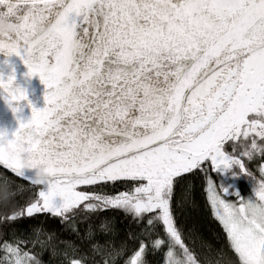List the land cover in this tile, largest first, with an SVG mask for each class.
I'll list each match as a JSON object with an SVG mask.
<instances>
[{
  "label": "snow or ice",
  "instance_id": "1",
  "mask_svg": "<svg viewBox=\"0 0 264 264\" xmlns=\"http://www.w3.org/2000/svg\"><path fill=\"white\" fill-rule=\"evenodd\" d=\"M0 9L17 25L0 33V53L45 86V107L9 145L23 140L29 166L48 174L27 175L0 131V188L16 209L0 211V264H45V252L50 264H264V0H0ZM15 80L14 69L0 73L13 113L27 99ZM233 167L253 195L214 178ZM197 176L224 232L219 247L179 219L198 207ZM37 214L81 243L40 227L18 234Z\"/></svg>",
  "mask_w": 264,
  "mask_h": 264
},
{
  "label": "trees",
  "instance_id": "2",
  "mask_svg": "<svg viewBox=\"0 0 264 264\" xmlns=\"http://www.w3.org/2000/svg\"><path fill=\"white\" fill-rule=\"evenodd\" d=\"M250 167L254 172L257 171V168H255L254 165H250ZM231 170H228L225 173L221 172L220 174L215 175L214 178L217 180L218 183L223 182L227 184V181H229L227 179L228 173ZM191 185V195L196 201L198 207L194 212L191 213L190 218L183 212L178 213L180 222L184 225L186 229L190 228L193 223H195L199 228L200 232H202L206 237L218 238L213 239V243L217 247L226 244L222 226L214 218L210 203L207 199V192L205 191L206 184L204 183L203 178L199 176L191 178ZM29 198V191H24L21 193L20 200L22 203H26ZM0 211L8 210L0 209ZM16 227L18 229V234L23 233L25 235H28L30 234V231L33 227H40L42 231L55 233L60 238V240L72 241L76 244L81 243L74 233H72L70 230H65V228L57 222V220L49 218L45 214H37L35 219L25 220L17 224ZM42 259L44 260L45 264H50L53 258L50 256L49 252H45L42 256Z\"/></svg>",
  "mask_w": 264,
  "mask_h": 264
},
{
  "label": "water",
  "instance_id": "3",
  "mask_svg": "<svg viewBox=\"0 0 264 264\" xmlns=\"http://www.w3.org/2000/svg\"><path fill=\"white\" fill-rule=\"evenodd\" d=\"M4 9H0L2 11ZM5 60L8 64H5ZM15 70L16 80L14 86H20L26 90L27 99L19 102H13L12 107L19 108V111L13 113L6 103V93L0 89V131L6 132L9 139L13 138V133L18 129L20 122H27L31 118L32 108L42 109L45 107V86L40 81L39 76L27 77L28 71L26 65L20 57L12 55L6 57L0 53V73L5 74V78ZM27 175L32 172L25 170Z\"/></svg>",
  "mask_w": 264,
  "mask_h": 264
},
{
  "label": "clouds",
  "instance_id": "4",
  "mask_svg": "<svg viewBox=\"0 0 264 264\" xmlns=\"http://www.w3.org/2000/svg\"><path fill=\"white\" fill-rule=\"evenodd\" d=\"M234 0H225L226 4L233 3ZM17 31V25L11 23L7 18H0V33L5 35ZM3 150L7 157L15 159L19 157L25 168L32 172L35 180L45 183L48 179V174L43 166L36 167L34 170L29 166L30 153L27 151L23 140H13L12 145H9V138L6 136L3 142ZM0 209H7L9 212H15V205L12 203V198L6 189L0 188Z\"/></svg>",
  "mask_w": 264,
  "mask_h": 264
},
{
  "label": "flooded vegetation",
  "instance_id": "5",
  "mask_svg": "<svg viewBox=\"0 0 264 264\" xmlns=\"http://www.w3.org/2000/svg\"><path fill=\"white\" fill-rule=\"evenodd\" d=\"M252 165H254L256 168L255 164ZM225 172L227 171H224L223 173ZM235 173H238V169L235 167H233V169L228 173L227 179L229 181H227V186L231 185V187H228V191L230 193L232 191H239L240 194L244 197H248V195L253 194L251 181L243 176L235 175ZM256 173L259 176V172L256 171ZM227 198L233 200L237 199L235 196L231 195H229Z\"/></svg>",
  "mask_w": 264,
  "mask_h": 264
},
{
  "label": "rangeland",
  "instance_id": "6",
  "mask_svg": "<svg viewBox=\"0 0 264 264\" xmlns=\"http://www.w3.org/2000/svg\"><path fill=\"white\" fill-rule=\"evenodd\" d=\"M221 183L224 185V187H228L226 183H223V182H221ZM250 195H253V194H250ZM250 195H248V196H250Z\"/></svg>",
  "mask_w": 264,
  "mask_h": 264
}]
</instances>
